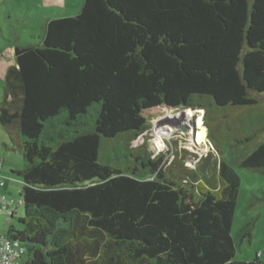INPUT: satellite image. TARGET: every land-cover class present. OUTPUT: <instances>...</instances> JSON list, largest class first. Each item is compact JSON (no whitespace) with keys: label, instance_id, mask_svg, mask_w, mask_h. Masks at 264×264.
Returning <instances> with one entry per match:
<instances>
[{"label":"trees","instance_id":"obj_1","mask_svg":"<svg viewBox=\"0 0 264 264\" xmlns=\"http://www.w3.org/2000/svg\"><path fill=\"white\" fill-rule=\"evenodd\" d=\"M39 38L0 100L24 161L23 215L0 232L23 264H264L235 259L252 221L232 233L235 166L264 172V0H83ZM161 108L205 111L214 152L195 168L132 146Z\"/></svg>","mask_w":264,"mask_h":264},{"label":"rangeland","instance_id":"obj_2","mask_svg":"<svg viewBox=\"0 0 264 264\" xmlns=\"http://www.w3.org/2000/svg\"><path fill=\"white\" fill-rule=\"evenodd\" d=\"M82 4L83 0H0V56L10 57L13 54L12 45L14 44L25 43L29 40H31L30 42L40 41L37 34L42 33L41 25L44 18H54L64 14L76 15ZM65 10L68 12L65 13ZM1 30L4 32H1ZM30 30L36 33V39L27 37L26 31ZM3 84L4 80L0 77V99L2 98ZM251 108L254 110L247 111ZM256 108V105L248 107L244 110L243 115L246 117L258 116L261 111ZM185 111L196 113L195 116L187 119L184 115ZM197 114H201L203 118L205 111L201 109L192 111L190 108L157 109L153 112L154 116L148 123V129L133 140L131 144L133 147L145 146L153 156L166 152L167 164L172 161L176 150L179 153L187 150L190 154L197 156L188 155L185 161V165L193 169L202 156L214 152V146L209 140L204 118L205 138L202 144L197 143L199 133L196 123ZM166 122L168 123L166 124ZM159 135L164 137L165 143V147L160 150L155 147V139ZM205 147H207V150ZM235 169L241 178V188L232 233L235 235L243 225L253 222L251 242L242 243L237 250L235 259L250 261L256 253L264 251V172L239 168L238 166H235ZM21 189L22 186L17 184L7 194L9 199L15 200L20 206L13 218L8 215H0V231H6L9 224L18 226V220L23 215ZM252 203L254 205L249 207Z\"/></svg>","mask_w":264,"mask_h":264},{"label":"crops","instance_id":"obj_3","mask_svg":"<svg viewBox=\"0 0 264 264\" xmlns=\"http://www.w3.org/2000/svg\"><path fill=\"white\" fill-rule=\"evenodd\" d=\"M68 12L65 10V13ZM69 14V13H68ZM72 15V14H70ZM56 18V17H54ZM46 19H53V18H44L42 26ZM1 32H4L1 30ZM27 37L30 39H36V33L33 31H26ZM41 33H38L37 36L39 37ZM31 40L28 42H21V44H28ZM13 46V54H11L10 57L4 58L3 56H0V77L4 80L5 75L10 67L15 65V47L16 44ZM1 47V46H0ZM6 63V64H4ZM4 85V84H3ZM1 100V99H0ZM24 167V161L22 157L17 153L10 150V143L8 140V136L4 133L0 126V180L4 183L0 186V194H9L13 188L17 184L22 186V181L20 178H18L16 175L13 174L14 171H19L23 169ZM5 232V231H3Z\"/></svg>","mask_w":264,"mask_h":264},{"label":"built area","instance_id":"obj_4","mask_svg":"<svg viewBox=\"0 0 264 264\" xmlns=\"http://www.w3.org/2000/svg\"><path fill=\"white\" fill-rule=\"evenodd\" d=\"M0 185L3 182L0 180ZM15 200L0 195V214L11 215ZM25 248L0 232V264H23Z\"/></svg>","mask_w":264,"mask_h":264},{"label":"bare ground","instance_id":"obj_5","mask_svg":"<svg viewBox=\"0 0 264 264\" xmlns=\"http://www.w3.org/2000/svg\"><path fill=\"white\" fill-rule=\"evenodd\" d=\"M195 113L196 112H191V111H185L184 112V115L186 116V118L187 119H190V117H192V116H195ZM198 115V114H197ZM195 119V118H194ZM170 122V121H169ZM168 122H166V124H167ZM171 123V122H170ZM196 123H197V126H198V128H199V133H198V136H197V143L198 144H202V142L204 141V138H205V133H206V131H205V128H204V125H203V118H202V115L201 114H199L198 116H197V121H196ZM161 126H163V125H161ZM170 127V126H169ZM164 137L162 136V135H159V137H157L156 139H155V147L157 148V149H162V148H164L165 147V143H164ZM205 149L207 150V147H205Z\"/></svg>","mask_w":264,"mask_h":264},{"label":"water","instance_id":"obj_6","mask_svg":"<svg viewBox=\"0 0 264 264\" xmlns=\"http://www.w3.org/2000/svg\"><path fill=\"white\" fill-rule=\"evenodd\" d=\"M192 111L194 110V109H192V108H190Z\"/></svg>","mask_w":264,"mask_h":264}]
</instances>
